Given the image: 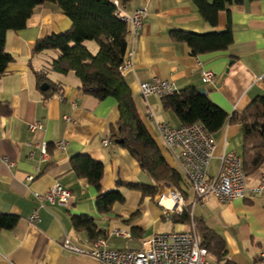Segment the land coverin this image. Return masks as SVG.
Listing matches in <instances>:
<instances>
[{
    "label": "crops",
    "instance_id": "1",
    "mask_svg": "<svg viewBox=\"0 0 264 264\" xmlns=\"http://www.w3.org/2000/svg\"><path fill=\"white\" fill-rule=\"evenodd\" d=\"M122 11L132 14L146 8L139 36L129 49L134 50V70L124 75L138 111L160 147L168 163L178 170L179 163L165 149L159 136L156 120L174 127L180 121L170 111L164 110L161 98L144 97L140 83L153 78L168 80L178 90L188 86L215 84L208 92L209 98L227 113H242L258 96H264V0H245L241 6L230 7V13L219 12L218 24L212 26L200 15L193 0H133L121 5ZM230 21L234 42L226 51L193 55L186 43L174 42V30L199 34L224 31ZM72 21L62 8L54 3L38 7L29 18L26 28L9 31L6 51L15 61L5 76L0 78V106H8L10 114H0V213L18 216L19 222L12 230L0 232V264H95L86 255L73 253L65 247L67 240L90 250L93 242L85 231H76L72 217L88 215L94 218L111 248L140 249L145 240L156 233L188 231L186 224L175 223L166 229L165 214L155 197L138 191L119 188L126 198L125 204L116 203L111 213L101 215L96 208L97 191L87 180L78 178L71 166V158L88 154L104 163L102 186L116 189L123 182L155 185L151 176L123 147L115 143L111 127L120 119L118 103L114 98L98 100L85 94L74 72L62 75L52 70L51 63L59 52L44 51L34 55L37 41L53 34L67 32ZM95 54V42H86ZM232 62V63H230ZM203 70L213 71L212 82L204 83ZM34 71H45L53 87L48 92L37 85ZM222 75L224 79L216 85ZM69 118L70 120H67ZM40 127L31 130V125ZM242 126L227 123L213 134L216 148L208 168V176H215L224 154L234 152L242 156ZM104 140L110 143L105 146ZM66 142L64 150L56 144ZM48 144V160L41 161L36 145ZM9 162L15 166L11 167ZM264 174V164L248 174L247 197L221 203L209 196L191 208L193 217L204 222L220 235L227 250V260L236 264H258L264 252V192L255 193ZM33 176L32 182L27 178ZM55 184H61L72 193L66 206L45 204L39 210V219L30 221L39 206L33 193H45ZM171 184V183H168ZM173 185V184H171ZM179 189H186L180 181ZM193 192H186L190 198ZM159 200L170 206L162 196ZM193 224V223H192ZM190 223V229L192 228ZM129 236H116L114 230ZM102 237V238H104ZM119 240L120 246L113 244Z\"/></svg>",
    "mask_w": 264,
    "mask_h": 264
},
{
    "label": "trees",
    "instance_id": "2",
    "mask_svg": "<svg viewBox=\"0 0 264 264\" xmlns=\"http://www.w3.org/2000/svg\"><path fill=\"white\" fill-rule=\"evenodd\" d=\"M120 6L133 0H117ZM257 1V0H250ZM201 17L210 25L218 24L221 11L230 13V7L241 6L245 0H193ZM46 3H54L72 21L67 32L53 34L37 41L34 55L55 50L58 57L52 61V70L62 75L74 72L80 80V89L98 100L114 98L118 103L120 119L111 127L114 140L122 139L121 147L138 162L141 169L155 181L149 186L137 182H123L116 189L105 190L102 186L105 165L88 154H77L71 158V166L78 178L85 179L97 191L96 208L99 214L108 215L116 203L125 204L126 198L119 188L138 191L143 197H155L163 182L179 186L181 173L164 157L160 147L145 125L134 100L129 80L119 68L129 51L128 25L121 18L114 0H0V78L5 76L15 61L6 51L9 31L26 28L34 10ZM174 42L186 43L193 55H204L226 51L234 42L233 30L228 26L221 32L199 34L174 30ZM86 42H95L97 53H93ZM39 88L53 83L45 71H34ZM48 92V90L46 91ZM166 111L173 113L181 126L190 127L202 123L212 134L218 133L227 123L242 126L243 169L246 175L256 172L264 164V96L256 97L242 113H227L215 104L209 95H203L198 87L188 86L174 94L161 98ZM0 114H10L8 106H0ZM175 223L192 224L198 233L202 247L217 264H236L227 260L226 243L201 217H191V208L181 216H173ZM19 222L18 216L0 213V232L12 230ZM76 231H85L92 242L104 237L94 218L88 215L72 217ZM105 238V237H104Z\"/></svg>",
    "mask_w": 264,
    "mask_h": 264
},
{
    "label": "built area",
    "instance_id": "3",
    "mask_svg": "<svg viewBox=\"0 0 264 264\" xmlns=\"http://www.w3.org/2000/svg\"><path fill=\"white\" fill-rule=\"evenodd\" d=\"M114 3L119 7L120 16L129 28L128 35L134 41L139 36L148 15L147 9L140 8L132 14H126L122 11L119 1L114 0ZM133 54L134 50L129 49L124 63L119 68L123 76L134 70ZM202 76L204 83L212 82L215 78L214 72L210 70H203ZM261 81L264 83V75ZM177 90L174 83L160 78L140 83V91L144 97L156 95L164 98L174 94ZM149 116L156 122L165 149L179 163L183 174L182 181L186 186V189H179L167 182L160 184L155 202L162 207L166 221H172L175 215L181 216L186 208H192L209 196L218 198L221 203L247 197V175L243 169L242 157L236 153L224 154L218 173L212 177L208 176L207 172L216 144L213 134L205 125L196 123L190 127H174L167 122L156 120L152 112ZM39 127L40 124L35 123L31 125V130ZM109 143L108 140L103 141L105 146ZM36 146L41 152V161L46 162L49 155L48 144L44 142ZM65 147L66 142L64 141L56 144L58 150H64ZM9 165L15 166L13 162H9ZM33 179V176H29L27 182L30 183ZM190 190L193 195L187 198L186 192ZM254 192H264V174ZM33 195L39 206L30 219L32 222L39 219V210L45 204L66 206L72 193L63 185L55 184L47 192H34ZM160 196L168 200L171 203L170 206L160 201ZM113 234L129 236L119 229L114 230ZM65 247L73 253L92 257L95 264H217L212 260L207 249L202 247L193 224L188 231L156 233L145 240L140 249L130 247L114 249L109 246L105 238L93 242L90 250L83 249L71 243L70 240L66 241ZM258 264H264V252Z\"/></svg>",
    "mask_w": 264,
    "mask_h": 264
},
{
    "label": "water",
    "instance_id": "4",
    "mask_svg": "<svg viewBox=\"0 0 264 264\" xmlns=\"http://www.w3.org/2000/svg\"><path fill=\"white\" fill-rule=\"evenodd\" d=\"M230 63H232V62H230ZM224 77H225V75H222L220 77V79L218 80V82L216 83V85H219L222 82V80L224 79ZM48 89H49V85L46 84V83L43 84L42 87H41V90L42 91H47ZM214 89H215V84H210V85H207V86H200V87H198V91L201 94H203V95H207L208 92H210V91H212ZM122 142H123L122 139L115 140V143L118 144V145H120Z\"/></svg>",
    "mask_w": 264,
    "mask_h": 264
},
{
    "label": "rangeland",
    "instance_id": "5",
    "mask_svg": "<svg viewBox=\"0 0 264 264\" xmlns=\"http://www.w3.org/2000/svg\"><path fill=\"white\" fill-rule=\"evenodd\" d=\"M97 53V52H96ZM166 224H168V225H166V229H169L170 227H172L173 226V222H170V221H167L166 222ZM185 228L188 230H190V224H186L185 225ZM109 245H111V244H109ZM114 246H120L121 245V243H119V240L116 242V243H114L113 244ZM213 260V259H212ZM214 261V260H213Z\"/></svg>",
    "mask_w": 264,
    "mask_h": 264
}]
</instances>
